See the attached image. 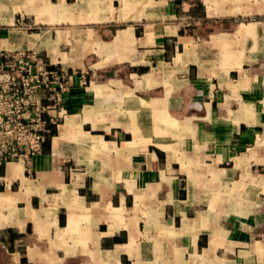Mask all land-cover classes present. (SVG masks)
<instances>
[{
    "label": "crops",
    "instance_id": "obj_1",
    "mask_svg": "<svg viewBox=\"0 0 264 264\" xmlns=\"http://www.w3.org/2000/svg\"><path fill=\"white\" fill-rule=\"evenodd\" d=\"M0 46L73 77L0 264H264V0H0Z\"/></svg>",
    "mask_w": 264,
    "mask_h": 264
},
{
    "label": "built area",
    "instance_id": "obj_2",
    "mask_svg": "<svg viewBox=\"0 0 264 264\" xmlns=\"http://www.w3.org/2000/svg\"><path fill=\"white\" fill-rule=\"evenodd\" d=\"M82 85L89 81L81 73ZM73 85L63 68H51L34 51H11L0 46V162L21 161L30 169L57 123L50 113ZM46 96V103L40 97Z\"/></svg>",
    "mask_w": 264,
    "mask_h": 264
}]
</instances>
